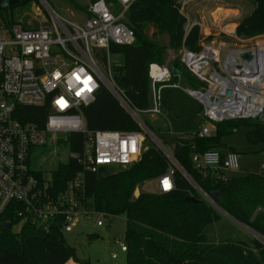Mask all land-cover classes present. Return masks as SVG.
Here are the masks:
<instances>
[{
	"label": "built area",
	"instance_id": "built-area-1",
	"mask_svg": "<svg viewBox=\"0 0 264 264\" xmlns=\"http://www.w3.org/2000/svg\"><path fill=\"white\" fill-rule=\"evenodd\" d=\"M135 1L91 0L86 17L77 22L62 17L42 0L46 17L38 28L7 16L0 18V222L10 223L17 230L29 223L46 231L61 222L64 233L73 232L81 218H89L97 212V226L107 223L108 214L96 211L83 200V171L69 181L66 190L52 194L51 180L44 175L40 177L39 171L32 168L36 157L33 152L36 147L56 143L69 133L84 132L88 136L84 152H72L71 157L86 169L98 172L106 165H122L127 169L141 160L146 140L141 114H163L161 89L175 85L174 77L181 74L168 64L152 62L149 76L153 104L148 109H137L130 106L123 90L117 86L110 62L107 60L108 75L101 68L99 61L104 55L112 54V44L126 45L135 41V32L128 24ZM187 1L193 0H182L181 12L185 15L183 7ZM115 6L120 7L117 13ZM220 15L224 25L219 31L238 38L237 26L228 32L225 27L231 22H225L228 17ZM187 18V31L195 25L201 31L199 49L184 45L179 51L181 64L199 81L195 89H187V92L201 103L202 112L214 129L208 125L178 140L187 142L212 137L216 124L226 120L264 121V50H260V44L205 43L203 33L211 35L212 29L200 21L191 23L188 15ZM248 50L254 55L251 61L241 57V53ZM102 85L133 116L140 129L88 131L82 107L95 100ZM19 105H46L44 125L21 121L16 116ZM159 143L169 166L157 178V192L173 191L176 171L181 170L194 182L203 199L218 206L181 166L174 153ZM239 157V153L221 147L192 154L195 167L205 176L223 181H228L233 176L231 173L239 170ZM260 169L264 170V163ZM249 229L264 243L263 235ZM115 243L122 252L128 251L126 238L115 239ZM112 257L117 258V253Z\"/></svg>",
	"mask_w": 264,
	"mask_h": 264
},
{
	"label": "trees",
	"instance_id": "trees-1",
	"mask_svg": "<svg viewBox=\"0 0 264 264\" xmlns=\"http://www.w3.org/2000/svg\"><path fill=\"white\" fill-rule=\"evenodd\" d=\"M30 1L20 0L9 8L14 9ZM181 1L136 0L128 16V24L136 35L135 41L126 45H111V53L119 54L123 59L121 64L113 67L115 82L133 108L148 109L153 104L149 76L152 62L163 64L169 48L179 51L184 45L194 50L200 48V27L195 25L188 31L185 29L188 18L181 12ZM253 1V10L239 21V36L251 37L264 32V0ZM164 37L167 42H162ZM173 67L179 68L181 76L187 77L192 84L199 85L180 60ZM47 110L46 105H19L16 116L23 122L43 126ZM82 111L89 132L139 129L137 121L104 85L97 91L95 100L83 106ZM242 124L253 127L249 133L252 141L264 143V121L233 119L217 123L212 137L187 142L178 140L173 153L222 210L264 236V170L233 175L228 181H223L205 176L192 160L194 152L222 147V136L234 132ZM87 139L84 132H72L58 139L56 144L82 154ZM168 166L167 156L155 146L144 150L141 160L125 171L100 179L97 172L84 168L77 159L70 157L52 172L50 192H63L69 181L83 171L84 202L98 212L126 215V264H264V243L257 238L250 243L208 241L204 230L218 221L221 214L191 186L181 170L176 171V188L173 191H143L136 200H132L139 185L160 177ZM38 175L43 177L44 172L39 171ZM214 194L217 196L214 197ZM187 196H195L201 201H189ZM61 226L62 223L58 222L48 231L29 223L19 230L14 225L0 227V264H65L70 259L89 264L87 260L80 259L76 248L66 241Z\"/></svg>",
	"mask_w": 264,
	"mask_h": 264
},
{
	"label": "rangeland",
	"instance_id": "rangeland-1",
	"mask_svg": "<svg viewBox=\"0 0 264 264\" xmlns=\"http://www.w3.org/2000/svg\"><path fill=\"white\" fill-rule=\"evenodd\" d=\"M62 17L73 21H81L86 17V8L91 0H46ZM182 2V1H181ZM114 4H117L114 1ZM182 4V3H181ZM253 0H193L187 1L183 11L191 18V23L200 21L205 26L212 29L211 35L203 33L205 43L225 42L237 46L257 45L264 41V32L251 37L239 36L238 38L222 33L219 29L224 25L220 20V11H230L225 22L235 23L248 15L254 8ZM120 10L115 6L114 12ZM44 11V12H43ZM45 8L42 0H32L25 5H18L14 9L0 11V18L8 16L14 17L16 21H21L28 27L38 28L45 22ZM189 22V19H188ZM209 28L207 31H209ZM164 37L162 42H167ZM111 67L122 63V56L119 54H106L99 64L108 75V61ZM180 60L179 50L169 48L163 58V64H168L171 68ZM175 85L164 86L161 89L164 113L161 115L141 114L143 127L145 129L146 140L144 150L151 147H160L162 142L165 147L174 152L173 149L178 138L195 130L202 129L210 125L214 129L213 123L202 112L201 103L191 96L187 89H195L185 76L174 78ZM152 97V94H151ZM148 121L154 131L147 124ZM139 129L141 126L138 124ZM253 131L251 125L242 124L234 132L222 136L223 149H230L239 153L240 168L232 172L233 175H245L248 172L261 171L264 163V143L251 140L249 133ZM72 152L67 146L48 142L45 146L36 147L32 161V168L36 171L44 172L48 180L52 178V172L61 162L67 161ZM191 186H197L188 177ZM158 193V180L154 178L139 185L134 195L139 196L141 192ZM133 195V196H134ZM138 198V197H137ZM221 217L215 223L208 225L204 233L210 243L224 241H245L251 242L256 238L253 232L242 226L239 222L228 216L219 206L215 207ZM98 213L90 214L89 218H81L73 232H64L66 241L76 248L80 259L87 260L89 264H126L127 253L120 250V246L115 243V239H125L127 230V218L125 214L108 215L107 223L104 226H97ZM117 253L118 257L113 258L112 254Z\"/></svg>",
	"mask_w": 264,
	"mask_h": 264
},
{
	"label": "water",
	"instance_id": "water-1",
	"mask_svg": "<svg viewBox=\"0 0 264 264\" xmlns=\"http://www.w3.org/2000/svg\"><path fill=\"white\" fill-rule=\"evenodd\" d=\"M20 0H0V11H6L9 7L18 4ZM241 57L245 59L246 61H251L254 58V55L251 51H245L241 53ZM241 67V66H240ZM174 71L178 74H181V70L179 68H174ZM126 168H124L122 165H106V166H101L97 172L98 178L103 179L106 177H109L113 174L120 173L122 171H125ZM217 194H214V197H216ZM138 196L134 195L132 200H136ZM187 200L189 201H201L200 198H196L195 196H187ZM228 216H230L227 213ZM231 217V216H230ZM233 218V217H232ZM234 219V218H233ZM236 220V219H234ZM237 221V220H236ZM239 222V221H237ZM0 227L4 228H10L11 224L7 222H0Z\"/></svg>",
	"mask_w": 264,
	"mask_h": 264
},
{
	"label": "bare ground",
	"instance_id": "bare-ground-1",
	"mask_svg": "<svg viewBox=\"0 0 264 264\" xmlns=\"http://www.w3.org/2000/svg\"><path fill=\"white\" fill-rule=\"evenodd\" d=\"M220 13L222 14V16L227 17L230 14V11L224 10V11H220ZM236 27L235 23H231L229 25H227L225 27V29L230 32L232 31L234 28ZM260 50L263 51L264 50V42L260 44ZM263 68V67H262Z\"/></svg>",
	"mask_w": 264,
	"mask_h": 264
},
{
	"label": "crops",
	"instance_id": "crops-1",
	"mask_svg": "<svg viewBox=\"0 0 264 264\" xmlns=\"http://www.w3.org/2000/svg\"><path fill=\"white\" fill-rule=\"evenodd\" d=\"M70 263H72V264H80V263H78V262H76L75 260H73V259H70L68 262H66L65 264H70Z\"/></svg>",
	"mask_w": 264,
	"mask_h": 264
}]
</instances>
